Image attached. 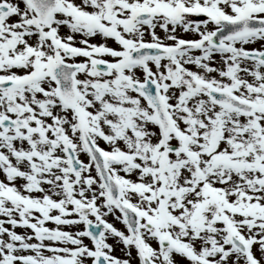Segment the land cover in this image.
Wrapping results in <instances>:
<instances>
[{
    "label": "snow or ice",
    "instance_id": "1",
    "mask_svg": "<svg viewBox=\"0 0 264 264\" xmlns=\"http://www.w3.org/2000/svg\"><path fill=\"white\" fill-rule=\"evenodd\" d=\"M0 264H264V0H0Z\"/></svg>",
    "mask_w": 264,
    "mask_h": 264
}]
</instances>
